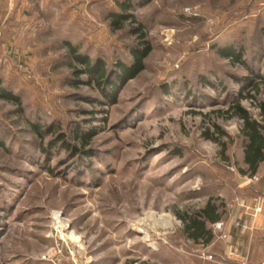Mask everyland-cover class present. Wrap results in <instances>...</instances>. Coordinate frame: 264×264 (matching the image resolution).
<instances>
[{"label":"rangeland","instance_id":"374dc122","mask_svg":"<svg viewBox=\"0 0 264 264\" xmlns=\"http://www.w3.org/2000/svg\"><path fill=\"white\" fill-rule=\"evenodd\" d=\"M263 2L151 0L116 31L107 19L115 0H0V90L22 104L0 99V264L223 261L237 230L246 237L254 199H264L251 195L264 164L256 179L239 172L242 121L228 111L240 100L259 118ZM23 20L10 62L2 41ZM141 41L151 49L145 69L109 99L63 45L111 70L130 65ZM228 47L242 63L219 54ZM210 198L224 215L204 247L188 242L179 216Z\"/></svg>","mask_w":264,"mask_h":264},{"label":"trees","instance_id":"16d2710c","mask_svg":"<svg viewBox=\"0 0 264 264\" xmlns=\"http://www.w3.org/2000/svg\"><path fill=\"white\" fill-rule=\"evenodd\" d=\"M149 1L151 0H115L116 8L111 10L107 16L111 28L116 31L123 30L125 25L129 21H132V11L135 7ZM143 29V26L139 25V28L135 30L137 34H141L139 36L141 40L143 39ZM140 43L141 46L134 48L130 52L132 57V63L130 65L119 62L115 64L111 70H107L104 62L100 60L92 61L88 56L81 54L78 47L68 42H65L63 45L66 46L68 53L77 63L85 66L86 70L84 74L88 75L96 84L101 94L109 99L110 96L115 95L119 87H123L128 80L136 78L145 69L144 61L150 54L151 49L142 41ZM219 54L224 58H230L242 63L240 53L235 47L222 49L219 51ZM247 69L253 73L250 68ZM78 74L80 73L78 72ZM257 77L261 81L264 80V78L260 76ZM255 80L256 78H247L246 81L249 82V86H253ZM0 99L14 103L19 108L22 106L19 98L8 93L6 89L0 90ZM228 111L232 113V116L242 121L240 136L244 149L243 163L246 168H239V172L242 175H248L253 178L264 164V102L259 104V118H255L250 111L242 105L240 100L232 103ZM32 128L39 137L43 138L44 132H41V130L34 125H32ZM52 129V127H49L48 131ZM73 134L76 139L82 140V144H84L83 141L88 137L80 127L76 128ZM222 135H225V133L222 132ZM63 139L62 142H64V146L68 150L72 152L80 151V153H82L81 150H78L75 146L68 144L66 138L63 137ZM224 146V151H226L227 146ZM257 194L264 195V181L260 184V188H254L252 190L251 195L256 196ZM219 201L221 200L210 198L202 209L191 214L179 216L184 224V235L188 242H192L195 245L202 244L204 247L211 245L215 238L211 226L223 221L224 212L221 211H223L224 204L222 202L219 203Z\"/></svg>","mask_w":264,"mask_h":264},{"label":"crops","instance_id":"0c3cea01","mask_svg":"<svg viewBox=\"0 0 264 264\" xmlns=\"http://www.w3.org/2000/svg\"><path fill=\"white\" fill-rule=\"evenodd\" d=\"M13 3L14 2L11 1L9 7H12ZM12 16L14 17V20H16V17H18V15L16 14H12ZM25 29H26V22L24 20L23 22H21L16 26L10 24V28H8V30L9 33L11 32L12 38L7 41H2L5 52L7 50L6 53L8 54V58H9V59L7 58L8 61H10V59L13 60L14 58L12 56L13 54L11 53L12 51H14L12 50V46L14 42L13 39L16 38L17 36L18 37L21 36V33H19V35H16L13 34L14 33L13 31L15 30L24 31ZM6 67H9V65H7ZM262 166L260 167V170L257 173L258 175L262 169ZM255 201L256 199H254V202ZM239 232L240 231L237 230V232L234 234L232 247H227V251L224 250L223 261H218L216 264H242L244 258H246L247 264H263L264 263V204H263V213L259 214L258 217L254 219L250 216L248 217L246 237L243 238V236H240ZM233 247L236 248V250L234 251L235 254H231L233 253V251H231Z\"/></svg>","mask_w":264,"mask_h":264},{"label":"built area","instance_id":"2783aa9c","mask_svg":"<svg viewBox=\"0 0 264 264\" xmlns=\"http://www.w3.org/2000/svg\"><path fill=\"white\" fill-rule=\"evenodd\" d=\"M261 7L264 9V2L262 3ZM1 37H2V34L0 33V39H1ZM1 67H3V56L0 53V69H1ZM253 179H256V176H254ZM263 204H264V199L263 198H260L258 200L256 199V201L253 202L254 207L252 209V212H249L248 215L250 217H252L253 219L258 217L259 214L263 213ZM237 226L240 227V224H237ZM243 229H245V228H243ZM246 230H247V227H246ZM227 237H228V235L225 234L224 238H227ZM242 264H247L246 258L243 259Z\"/></svg>","mask_w":264,"mask_h":264},{"label":"bare ground","instance_id":"6f19581e","mask_svg":"<svg viewBox=\"0 0 264 264\" xmlns=\"http://www.w3.org/2000/svg\"><path fill=\"white\" fill-rule=\"evenodd\" d=\"M56 217H57V221H60V225H62L63 223H65V221L64 220H62V218L60 217V215H58V214H56ZM56 220V219H55ZM56 224H57V222H56ZM60 227V226H59ZM62 227V226H61ZM143 234H144V232L143 231H141Z\"/></svg>","mask_w":264,"mask_h":264}]
</instances>
